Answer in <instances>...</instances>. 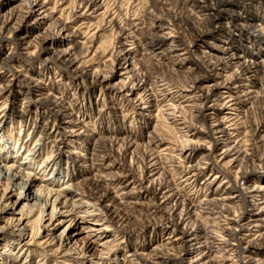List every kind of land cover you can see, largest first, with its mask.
Instances as JSON below:
<instances>
[{
    "label": "rangeland",
    "instance_id": "1",
    "mask_svg": "<svg viewBox=\"0 0 264 264\" xmlns=\"http://www.w3.org/2000/svg\"><path fill=\"white\" fill-rule=\"evenodd\" d=\"M29 1L0 0V16L12 17L4 29H0L3 32L0 35V72L10 70L6 77L0 78V85L8 83L14 77L13 69L17 70L18 76L31 77L33 81L28 83L32 85L39 80L42 96L64 101L72 113L64 119L61 134H55L56 121L48 107L33 102L37 96L27 95V89L16 96H10L9 92L1 96L2 110L8 112L15 113L22 109V105L33 104L30 117L24 119L15 113L13 120L0 119L2 134L10 138V145L15 146V150L19 149L17 154L9 152L7 163H12L10 158L13 156L15 164L8 170L21 175L23 172L17 166L31 158L24 159L26 146L40 142L38 139L45 133V145L30 168L38 173L46 159H59L60 176L57 177L61 181L56 182V187H63V182L70 178L72 192H83L96 181L98 190L109 194L106 205L117 208L124 220L120 228L122 222L105 229V226L98 227L99 223H86L80 214L65 212L63 216L58 212L51 219L49 209L44 224H54V232L67 237L66 248L75 249L82 257L86 255L79 259L84 261L83 264H129L131 261L151 264L147 257L152 249L177 237L176 228L159 225L169 218L166 210L168 206L173 207V201L161 210L149 207L154 202L162 205V199H153L146 188L164 183L181 195L182 202L190 198L199 205L197 210L188 207L191 212L183 223L179 221L183 205L176 210L174 218L180 224L179 230L187 227L192 234L203 228L205 237L220 230L223 217L214 213L217 209L211 210L209 216L204 214L203 203L226 196L232 188L227 187L235 185V180H239L241 173L251 169L252 165L264 166L263 0H227L228 5L220 7L224 10L220 12L216 3L220 0H201L197 5L192 0H98L92 9L91 0H39L43 8L27 15L24 12ZM199 10L208 15H201ZM159 21L165 26L162 30L157 27ZM250 24L254 25L253 29ZM161 34L166 40L159 39ZM234 53L238 56L250 53L247 59L257 63L258 71L246 75L241 66L246 59L233 60L232 65L225 66L227 59L224 58L234 56ZM63 58L73 60L75 65L64 67L60 62ZM234 64L240 66L237 68ZM25 84L20 81L14 89H23ZM237 84L254 92L247 94L243 87L238 91L223 89V86ZM209 90L218 91L220 95L228 90L233 97L239 98L235 101L242 100L243 103L233 114H226L228 110L221 105L209 108L207 106L219 104L214 101L215 95L207 102L200 98L199 95ZM151 92L154 96L150 95ZM144 96L145 103H141L140 98ZM190 96H199L200 99ZM205 103L207 109L202 111L209 117L200 113L199 106ZM224 116L231 119L226 121ZM173 118L186 122L187 127L181 129ZM215 120L222 121V127L228 128L231 145L239 151L235 157L224 159L223 150L226 148L213 146L208 137L207 131ZM195 127L202 132L191 140L195 150L188 151V132L197 131ZM63 134L65 137L61 138ZM60 150L65 154L60 156ZM188 153H191L190 160L186 159L184 163ZM260 156L262 160L258 161ZM210 158L218 166L205 165L206 159ZM4 163L0 162V171L4 169ZM187 166L210 168L192 176L193 172L188 173ZM214 166L218 169L212 170ZM221 168L230 172L227 174L230 185L222 186L226 174L222 175ZM212 173L222 175V178L211 183L213 177L206 181ZM43 175L42 171L37 175L43 182L32 176L25 177L28 180L24 187L26 193L35 191L38 185H45L48 178H53L50 174ZM261 177L264 178V172L254 174L250 184L264 185ZM3 183H7L5 179ZM19 193L17 187L12 192V189L6 190L0 185V197L4 196L0 206L9 205L11 208L0 221V226H11L22 216L23 203H15ZM247 200L250 197L246 198V203ZM226 204L228 211L242 210L239 202ZM29 211L34 212L31 220H36L39 212L36 209ZM261 217L264 219V215ZM258 223L264 225L263 221ZM35 224L34 228H37L38 223ZM91 228L100 229L99 234L106 233V238L117 236L113 252L105 250L100 242L92 243ZM190 237L188 235L173 244L187 246ZM250 239L255 237L252 235ZM197 245L187 247L186 257L200 252ZM44 246H30L34 250L32 264L40 258ZM125 250L140 254L139 258ZM101 252L107 256L105 260L92 256ZM252 252L250 257L253 260L249 263L264 264V251L258 253L252 248ZM60 256L58 253L46 254V263L71 264L77 261L64 260ZM223 256L227 255L216 254L213 264H230Z\"/></svg>",
    "mask_w": 264,
    "mask_h": 264
},
{
    "label": "bare ground",
    "instance_id": "2",
    "mask_svg": "<svg viewBox=\"0 0 264 264\" xmlns=\"http://www.w3.org/2000/svg\"><path fill=\"white\" fill-rule=\"evenodd\" d=\"M97 1L98 0H91V3H90L91 9L95 5H97L96 4ZM228 1L220 0L216 2L217 4H219V8L217 10H219V12L224 11L223 9H220V7L222 8L226 7L228 5ZM248 1L250 2L251 0H248ZM191 2L197 5L199 2H202V1L192 0ZM263 3H264V0H263ZM26 4H27V7L24 13L27 15L32 14L34 11H40L41 8H43L42 5L40 6L39 0H30ZM37 8H40V9H37ZM199 12L201 13V15H208V14H205L206 12H201V10H199ZM218 16L219 14L217 15V17ZM204 18H207L208 21H212V20H209L208 17H204ZM11 19L12 17L9 18L5 16L3 17L0 16V24H1L0 29L1 30L4 29L6 24ZM157 27H160L159 29L162 30L164 29L163 27L165 26L162 24V22H160ZM253 28H254V25L250 24V29H253ZM0 35H3L2 31L0 32ZM159 39L161 41L166 40L165 36L162 34L159 35ZM175 49L179 50V48L177 47ZM223 51L227 52V50H223ZM248 55H250V53L249 54L245 53V56H242V55L238 56L237 53H234V56L224 58V60L227 59V63H225L224 65L225 66H228L227 64L232 65L233 60L246 59L243 62L240 61L242 62L241 66L243 67L244 71H246L247 73L246 75L254 74L258 71L257 63L255 61H252L251 58L250 59L248 58L249 59L248 60L247 59V57H249ZM10 60L11 58L8 61ZM60 62H61V65L67 68L73 67L75 65V62H73V60H70V59L63 58L62 60H60ZM236 65H237V68L240 66V65L238 66V64ZM8 70L9 69L1 71L0 78L6 77ZM244 71L242 72V74H244ZM13 72L14 73L12 75L14 77L13 78L11 77L9 82L7 81L8 83L4 84L3 86L0 85V98L1 96H3L4 94L8 92L10 93V96H16L18 93H23L25 89H27L26 90L27 95H30V96L35 95L38 97L34 101L32 100L33 102H35L38 105L48 107V109L51 111V114H52L51 117L56 121V124H55L56 126H54L56 127L54 130V133L61 134L60 128H63L62 123H65L64 119L69 117L70 113H72L71 107L60 99L51 100L50 98L46 96H42L43 93H41L42 90L40 89V86H39L41 82L39 80L36 82L35 85H32L31 82L28 83L29 80L33 81L31 77H27L24 75L18 76L17 74L18 71L14 69H13ZM238 75H241V74H238ZM20 81L26 83L25 87L23 89L15 90L14 86H16ZM242 87L245 89V92L247 94L254 92V91H251L249 87H246L244 85H238V84L237 86H233V87L223 86V89H229V90L233 89L234 91H238ZM185 90L186 88L184 89V91ZM153 93L154 92H151L150 95L154 96ZM222 93H224L225 96L220 95V93L218 94V91L209 90V91L203 92L199 96L202 100H205V102H207L211 99L213 95H215L214 101L219 102V104L216 103L215 105L214 103V105L207 106L209 108L211 107L219 108V106L221 105L220 106L221 108H226L228 110L226 111V114H233L234 111H238L240 108L239 105L240 103H243V101L242 100L235 101L239 98L233 97L232 93L228 90ZM199 96H190V97L192 99H195V98L197 99L199 98ZM145 98L146 96L140 98L141 103H145L144 102ZM220 101H223V103L220 104ZM25 103L27 102L25 101ZM32 105L33 104H26V106L22 105V109L19 111H15V113L19 114L21 118H24V119L27 117H30V114L32 112ZM190 107H197V106H190ZM199 107H201L200 109L201 115L203 114L202 116L209 117V115L207 116L204 115L203 113L204 111H202V110L207 109L206 103L205 105L199 106ZM146 108L147 107H143V109H146ZM15 113L14 111L8 112L6 110H2V102L0 101V119L2 121L13 120V115ZM230 119L231 117L224 116V120L228 121ZM173 120H175V122L181 125L180 127L181 129H185L187 127L186 122L178 121V119L176 118H173ZM68 123H71V122H68ZM222 124H223L222 121L215 120L211 128L209 129V131H207V135L208 137L212 139L213 146L218 147V145H223V148H226L225 150H223V155L225 159L227 157H232L234 155H237L239 151L237 150L236 146L231 145L232 138L229 136L230 134L227 133L228 128L227 127L223 128ZM2 130H3L2 125H0V162H5L4 169L0 171V185H4L6 190L12 189V192L14 191V187H17V190H20V193L15 203H19V204L23 203V206L21 207L22 216L19 219H17L15 223H12V225L10 224L11 226H9L8 224L5 226H0V264H20V262L21 264H32L33 262L32 256L34 254V250L30 246H32L33 244H38L39 246L45 245L44 247L41 248L42 252H40L39 254L40 258L36 260L35 264H47L46 254H56V253H58L59 256L61 255L60 257L63 258L64 260H67L68 258L77 260L76 262H72L71 264H83L84 261L81 262L79 259L80 258L84 259V256L86 255L82 257V255H80V252L76 251L75 249L66 248L68 245L67 237H65L63 233L56 234L54 232L55 230L54 224H49V223L44 224L43 220H44V216L46 212L50 209L49 215L51 216V219H54L58 215V212L61 213L63 216L65 212L73 213L77 215L80 214L82 215L81 217L83 219H86V223H89V222L99 223L98 227L104 228L105 226V229L109 228L110 226H114L117 223L122 222L118 226L120 228V226L123 225V222H124L123 217H121V213L119 212L117 208H113L111 204L106 205L105 202L109 198V194L107 192L101 193L98 190L99 183H97L96 181L90 185L88 191H83V192H75V193L72 192L73 183L70 180V178L66 182H63L62 184L63 187H60V188L56 187L57 183L61 181L60 177H57V176H60V170H59L60 167L58 165L59 159H52V160L46 159L45 162L43 161L44 163L41 165L42 168L41 170H39L38 173H36V170H34V168H30L31 166H34L33 161H36V157L40 156L42 148L45 145V142H44L46 140L45 133L41 135V139H38V141L40 142L34 143L31 147L26 146L25 150L27 151V153H25L24 159H28L29 157L31 158H29L30 160H28L25 164H22V162H20L19 165L17 166V169L21 170L23 173L18 176L20 172L19 173L10 172L8 169L14 166L15 161L12 159L13 158L12 156V158H10L11 159L10 161L12 163L8 165L7 163V159H9L8 154L9 152H11V154L12 153L17 154V151L19 153V149L15 150V146L13 147V145H10V142H9L10 138H7L6 135H3ZM195 130L197 131L195 132L187 131L188 133H190L188 135L189 139L187 140L188 146L186 147L187 148L186 150L188 151L192 148L193 149L195 148V146L194 147L192 146L193 145V143L191 142L192 138L198 135L200 132H202L201 130L198 129V127H195ZM73 132L74 131H72L71 133ZM64 137H65V134H63L61 138H64ZM5 138L7 139L5 140ZM213 150H214V147H213ZM213 150L212 149L210 150L212 158H214L213 153H212ZM63 154H65V151L60 150V156H62ZM190 157H191V153H188V155L185 156L184 158V163H186L185 162L186 159H188L187 161H189ZM212 158L206 159L207 161L204 162L205 165L210 166L212 164H215L216 166H218V164H216V161L213 162L214 159L212 161ZM257 160L258 161L262 160V156H260ZM210 161H212L211 164L209 163ZM209 166H187V172L188 173L193 172L192 176H196L199 172H202V170L209 169L210 168ZM252 166L253 167L251 169H247L241 173L239 180L236 179L235 185L233 186L230 185L231 181L227 180L230 172H227L226 170L221 168L222 175L226 174L225 176L226 180L222 181V184H223L222 186L228 184L230 186L227 187V189L230 190V187L232 188L229 192L228 191L226 192L227 193L226 196H223V197L219 196L215 199L206 200V202L203 203L204 205H202L203 206L202 208L204 209V214H207V215L211 214V210L217 209L215 210L214 213H219L223 217L221 229L218 231H213L212 234L211 235L208 234L207 237H205L206 235L205 236L202 235L203 228L200 229L198 233L194 232L192 234L190 233V230L187 227H185L183 230H179L178 225L180 224L177 223L176 219L174 218V215H176V210H178L179 207L183 205V210H182L183 212L179 216V221L181 220L182 223L185 222V220L187 219L188 215L191 212V210L189 211L188 207H192L193 209L195 208L197 210V207H199L197 203L195 204L194 201L190 198H187V199L185 198V202H182L183 200L182 201L180 200L181 195L175 190L169 189L168 186H166L164 183H157L158 185L157 187L155 185H152L149 188L147 187L146 191H148V193L151 194V196H154L153 199L157 200L158 197L162 199L161 200L162 205L155 204L156 202H154L149 207L154 208L156 210H161L164 208L163 206H167L170 204V202L173 201V207L168 206L169 208L168 210H166L167 214L169 215V218L166 219V223L164 224L160 223L159 225H162L163 227H167V228L168 227L176 228L174 229V231L176 232L175 236H177L176 238H174V240L170 239L169 241H166L165 243L160 245V247L153 248L152 249L153 252L150 255H148L149 257H147V260L151 264H213L214 262L213 257H215L216 254L217 255L225 254L227 256H223V259L225 261H229L230 264H250L249 262L253 260L250 257L251 253H254L252 252V248H255V250L258 253H263L264 251V225L258 223V221L264 222V219L261 217L264 215V185H251L250 182L252 181V176L254 174L264 172V168H263L264 166L263 167L262 165H252ZM214 167L211 169L212 170L218 169L217 167L215 168ZM41 171H42V174H45L43 176H46V175L48 176L50 174V175H53V178H48L47 182L44 183L45 185H38L35 191H31V192L29 191V193L27 191L26 193V191L24 190V187L28 184V180L27 179L25 180V177L32 176L33 179H40L37 175ZM222 175H218V174L214 175V173H212L210 177L206 178V181L211 179L212 177L213 178L210 180V183L217 181V179L222 178ZM4 179L6 180L7 183H3ZM261 179L264 180V178L262 177ZM40 181L43 182L42 179H40ZM222 186L218 185L217 187H222ZM41 187H44L43 191L41 190ZM167 188L168 190L163 191L164 189H167ZM160 194L162 195L161 197L159 196ZM2 197H0V200ZM248 197H250V200H247V203H246V198ZM227 202H239L241 204L242 210H240L239 208L240 212L237 211L236 209L235 210L233 209L234 210L233 212L228 211V209L226 208L228 207L226 204ZM135 204H142V203L135 202ZM10 209L11 208H9V205L0 206V221H2L3 218L7 214L10 213ZM28 209L29 210L36 209L37 212H39L36 220L34 221L31 220L33 217L32 214L34 212L29 211ZM35 223H38L37 228L36 227L34 228ZM124 226H122V228ZM89 232H91V234L93 233V235L89 234L91 236L90 239H93L92 243L100 242L99 244L103 246L105 250H108L109 252L114 251V245L116 243L117 236H113L112 238H106L105 236L106 233L99 234L100 229L98 228H91ZM188 235H190L191 237L187 239L186 241L187 246H181V245L175 246L173 244L174 242H177V241L181 242V240L185 239L186 236ZM252 235L255 237V239H250ZM195 243H198L196 248H198L200 252L196 253L195 255L191 257H186L185 252H186L187 247L193 246ZM165 245H171V246L165 247ZM178 247L179 248L182 247V248L178 249ZM204 249L206 251H203ZM125 252L130 253V251H127V250H125ZM130 254L131 256H135L137 258H139V255H140L134 252H131ZM92 256H94L95 258H98L99 260H105L107 258V256L103 252L94 254ZM129 264H139V263H136L135 261H131Z\"/></svg>",
    "mask_w": 264,
    "mask_h": 264
}]
</instances>
